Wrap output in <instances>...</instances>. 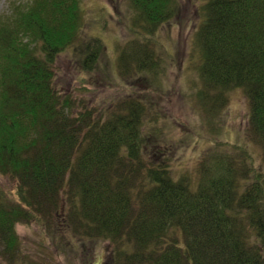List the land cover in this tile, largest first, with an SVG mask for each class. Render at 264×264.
Masks as SVG:
<instances>
[{
    "label": "trees",
    "instance_id": "obj_1",
    "mask_svg": "<svg viewBox=\"0 0 264 264\" xmlns=\"http://www.w3.org/2000/svg\"><path fill=\"white\" fill-rule=\"evenodd\" d=\"M197 1L189 59L203 81L197 94L217 112L242 90L246 142L264 150V0ZM84 3L27 0L0 17V176L16 185L0 186L5 262L23 253L18 224L35 223L56 237L107 242L101 264H264V154L258 166L232 145L178 173V146L165 141L176 129L165 127L180 122L162 117L150 96L173 56L158 32L180 20L183 0H128L133 38L116 46L109 74L100 73L103 36L80 41ZM71 49L76 91L89 99L59 84ZM111 76L134 92L97 103V85ZM95 262L93 253L87 264Z\"/></svg>",
    "mask_w": 264,
    "mask_h": 264
},
{
    "label": "rangeland",
    "instance_id": "obj_2",
    "mask_svg": "<svg viewBox=\"0 0 264 264\" xmlns=\"http://www.w3.org/2000/svg\"><path fill=\"white\" fill-rule=\"evenodd\" d=\"M25 1L27 0H0V17H8L12 13L14 4L22 5ZM197 4L199 5L197 0H183L180 20H175L173 25L168 24L158 32V40L164 43L165 49L168 47L173 49V56L166 55L171 66H168L162 80L156 82L150 90V96L157 99V111L162 117L174 116L180 122V125L174 127L173 118L170 125L165 127L166 131L174 132L176 129L174 137L165 140L173 148L174 143L178 146L176 148L179 153L174 159L173 169L178 173L195 172L197 165L200 167L201 160L211 152L236 150L233 146L247 149L259 166L264 150L258 143L250 141L251 144H248L245 137L250 111V100L245 93L242 90L232 91L228 105L217 112L211 110L208 112V108H204V103L197 94L195 85L198 83L201 87L203 81L189 62L193 28L190 22L191 19L198 18ZM84 14V31L80 41L103 36L106 47L109 48L101 58L100 73L109 74L114 68L112 61L115 58L116 46L120 43L125 45L133 38L129 30L131 17L128 0H85ZM158 50L161 52L160 46ZM59 68L60 76L65 78L59 83L62 84L63 90L83 97L86 91H76V87L81 88V74L77 68V55L73 49L62 54ZM144 88L145 85H138V89ZM133 92L130 90L125 92L122 82L111 76L110 80H103L97 85L95 100L101 103L105 99H116L120 93ZM161 95L163 97L158 99ZM84 96L89 99L92 95L87 93ZM167 101H169L168 105H166ZM12 181L9 177L0 176V186L8 191L16 187ZM17 232L22 243V255L15 261L9 260L6 263L4 249L0 247V264H87L93 253L96 261L94 264H101L108 257L107 242L98 245L92 242L84 243L79 238L73 239L71 231L70 238L64 232L62 236L56 237L53 234L54 229L42 224L20 223ZM88 251L90 254L87 255Z\"/></svg>",
    "mask_w": 264,
    "mask_h": 264
}]
</instances>
